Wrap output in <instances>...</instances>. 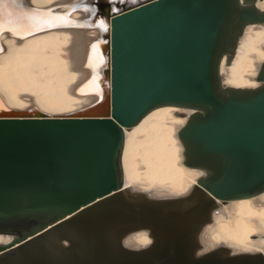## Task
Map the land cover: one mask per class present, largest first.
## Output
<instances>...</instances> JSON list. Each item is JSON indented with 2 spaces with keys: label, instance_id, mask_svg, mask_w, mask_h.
<instances>
[{
  "label": "water",
  "instance_id": "95a60500",
  "mask_svg": "<svg viewBox=\"0 0 264 264\" xmlns=\"http://www.w3.org/2000/svg\"><path fill=\"white\" fill-rule=\"evenodd\" d=\"M255 1L95 6L100 95L62 117L0 113V234L11 237L0 264H264L260 253L197 251L217 201L264 190V59L255 87L219 73L243 28L264 25ZM162 105L190 110L176 137L182 164L203 173L179 197L121 187L123 129ZM137 231L151 243L125 247Z\"/></svg>",
  "mask_w": 264,
  "mask_h": 264
},
{
  "label": "bare ground",
  "instance_id": "6f19581e",
  "mask_svg": "<svg viewBox=\"0 0 264 264\" xmlns=\"http://www.w3.org/2000/svg\"><path fill=\"white\" fill-rule=\"evenodd\" d=\"M113 0H9L7 12L13 17L28 13L34 18L25 23H40L52 16H66L69 27L45 28L24 39L10 33L0 34V100L12 115H72L87 105L95 94L80 95L77 89L93 75L99 65V53L93 55L92 67H86L92 40L99 34V21L90 23L95 9ZM264 0L255 6L264 11ZM50 6H55L54 12ZM83 17V18H82ZM82 18V19H81ZM264 59V25L247 24L239 35L234 53L228 63L219 64L222 84L233 87H252L257 84L253 72ZM102 79V76L100 77ZM231 81V83H228ZM190 110L162 105L148 111L129 128H124L120 153L122 189L141 192L152 198L185 195L201 173L182 164L181 145L176 131ZM128 184L129 187L124 185ZM191 185V187H189ZM188 191H184L185 189ZM137 231L123 239L129 240ZM5 241L11 239L0 234ZM149 238V237H148ZM197 241L199 251L225 247L229 253H243L245 248L264 247V190L257 195L216 202L209 221L201 226ZM9 242L0 243L8 245ZM126 247V246H125ZM144 247L130 241L127 248Z\"/></svg>",
  "mask_w": 264,
  "mask_h": 264
},
{
  "label": "snow or ice",
  "instance_id": "6c2138e0",
  "mask_svg": "<svg viewBox=\"0 0 264 264\" xmlns=\"http://www.w3.org/2000/svg\"><path fill=\"white\" fill-rule=\"evenodd\" d=\"M17 0H10V3L12 5H15ZM9 7V0H0V34H3L5 32L10 33L13 37H17L19 39H24L27 36L33 35L35 32H40L45 30V28H59V27H69L73 23L70 20L66 19V16H52L49 20L40 22V23H25V20L32 21L34 18L30 16L28 13H21L20 15L13 17L11 13H8L6 10ZM264 7V5H262ZM85 11H94V9L85 8ZM100 27H104V23L101 21L98 25ZM97 44L91 45V53L88 57V63L86 64V67H92V59L93 55L97 51ZM4 49L0 47V53H2ZM100 63H103L102 57H97ZM253 75L256 73L253 72ZM97 77L93 75L89 80H87L81 87L77 89V93L80 95H87L90 94L89 92H86V89H94L96 95H100V89L99 86L96 84ZM228 83H231V81H228ZM252 87H255V84L251 85ZM0 110H7L6 106L4 105L3 101L0 100ZM178 123L183 124V120L178 121ZM196 175H203V173H196ZM196 181H192V184L194 185ZM126 188L129 187L128 184L124 185ZM191 187V185L189 186ZM184 191H188L186 188ZM130 241H135L140 246H147L151 243V240L148 238L147 232H139L134 234L132 237L129 238V240L125 241V246H130ZM10 242V239L8 241H5L3 237H0V243ZM243 253L245 254H255L260 253L264 254V249L256 248H245L243 250ZM203 254V253H198ZM233 255L241 254V253H232Z\"/></svg>",
  "mask_w": 264,
  "mask_h": 264
}]
</instances>
